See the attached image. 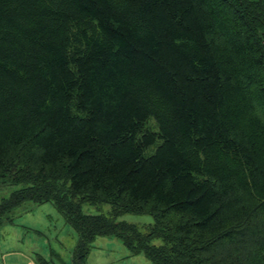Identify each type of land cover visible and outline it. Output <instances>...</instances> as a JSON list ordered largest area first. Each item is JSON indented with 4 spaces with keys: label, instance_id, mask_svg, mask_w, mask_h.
Returning <instances> with one entry per match:
<instances>
[{
    "label": "trees",
    "instance_id": "trees-1",
    "mask_svg": "<svg viewBox=\"0 0 264 264\" xmlns=\"http://www.w3.org/2000/svg\"><path fill=\"white\" fill-rule=\"evenodd\" d=\"M0 180L19 186L0 227L51 202L72 264L98 236L152 264H264V0H0Z\"/></svg>",
    "mask_w": 264,
    "mask_h": 264
},
{
    "label": "rangeland",
    "instance_id": "rangeland-1",
    "mask_svg": "<svg viewBox=\"0 0 264 264\" xmlns=\"http://www.w3.org/2000/svg\"><path fill=\"white\" fill-rule=\"evenodd\" d=\"M153 119L148 121L152 126ZM155 146L145 150L153 152ZM17 185L0 180V200ZM109 203L84 204V213H109ZM117 220L136 224L140 230L152 223L147 213H123ZM77 233L51 202L24 201L11 212V219L0 227V264H39L38 257L48 264H72ZM159 243V240H155ZM86 264H152L142 253L131 254L125 245L112 236H98L86 258Z\"/></svg>",
    "mask_w": 264,
    "mask_h": 264
}]
</instances>
